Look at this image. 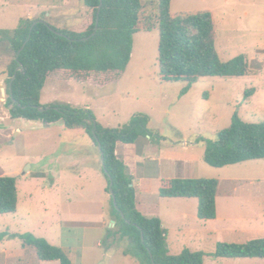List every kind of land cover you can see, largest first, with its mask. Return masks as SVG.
I'll use <instances>...</instances> for the list:
<instances>
[{"label":"rangeland","instance_id":"rangeland-1","mask_svg":"<svg viewBox=\"0 0 264 264\" xmlns=\"http://www.w3.org/2000/svg\"><path fill=\"white\" fill-rule=\"evenodd\" d=\"M151 7L143 18L155 22L157 12ZM199 12L213 15L221 61L245 56L249 75L203 78L187 93V83L161 82L156 29L134 36L132 63L118 81L95 86L53 79L41 95L44 106L60 102L88 108L99 124L112 129L123 128L137 116L148 117L153 138H141L145 142L135 144L140 152L148 140L160 148L180 150L190 144V153L200 158L195 168L184 172L167 164L162 174L217 180L220 216L214 221L199 220L197 199L190 204L159 196L157 202L151 201L148 208L164 219L171 255L185 249L213 254L218 243L264 239V160L222 169L204 162V141H216L235 117L251 124L264 122V0H172L174 17ZM85 15L80 0H0V30H15L35 19L74 29ZM10 61L0 50V73H5ZM6 79L0 75V176L17 179L19 204L16 214L0 216V250L18 253L24 245L19 235L32 234L61 247L73 264H140L126 255L127 240L112 234L111 198L91 137L62 123L13 120L6 106ZM233 182H238V191L227 202ZM29 249L35 261L36 251ZM39 261L36 258L35 264H60ZM204 264H264V260L206 257Z\"/></svg>","mask_w":264,"mask_h":264},{"label":"trees","instance_id":"trees-1","mask_svg":"<svg viewBox=\"0 0 264 264\" xmlns=\"http://www.w3.org/2000/svg\"><path fill=\"white\" fill-rule=\"evenodd\" d=\"M80 2L86 7V15L74 29H60L46 20L35 19L23 22L15 30H0V50L11 58L5 73H0L7 76L6 106L11 118L44 125L62 123L68 130H84L102 159L98 147L101 145L105 158L102 172L107 180L106 193L111 198V221L115 223L112 234L127 240L126 255L130 254L140 264H204L206 257L264 260V239L243 244L218 243L213 254L189 249L178 255L170 254L167 230L159 218H147L137 210L134 178L128 166L116 156L118 143L135 145L141 138H153L148 130V117L137 116L123 128L112 129L99 124L88 108L60 102L41 104V95L49 80L64 78V81L95 86L118 81L131 61L134 36L156 29L161 82L187 83L185 93L203 78L249 75L246 57L221 61L216 47V25L210 12L174 17L172 0L150 1V5L143 0ZM151 6L157 12L155 22L143 18ZM19 68L21 71L17 72ZM204 143V162L212 168L264 160V122L251 124L235 117L231 127L220 132L216 141ZM218 188L219 182L213 179H162L159 196L195 198L198 219L214 221L218 216ZM18 204L17 179L0 176V216L16 214ZM19 237L25 246L36 250L40 261L73 264L61 247L48 240L32 234Z\"/></svg>","mask_w":264,"mask_h":264},{"label":"crops","instance_id":"crops-1","mask_svg":"<svg viewBox=\"0 0 264 264\" xmlns=\"http://www.w3.org/2000/svg\"><path fill=\"white\" fill-rule=\"evenodd\" d=\"M137 35V34H136ZM132 54V59H133ZM132 59L131 62L132 63ZM128 70V69H127ZM110 128V127H108ZM147 141V140H146ZM149 143L145 145V150H139L138 144L134 145H126L123 143H118L116 148V156L118 159L123 161L128 167L129 172L133 176V186L136 190V203H137V210L143 214L147 218H159L162 221L163 227H165L164 219L161 214L157 212H153L150 208V202L157 200L159 196V188H160V182L162 179H204V178H197L195 176H178V175H170V176H163L162 172H164L165 169H168L165 165H169L173 167L172 169L182 167L184 169V172L187 170L192 171L195 166L200 162V158L195 156L194 154L190 153L189 150V143H185L183 146L185 147L184 150L180 149H174L170 147H161L158 145H153L151 140H148ZM145 142V140L139 141ZM177 147V146H174ZM180 148V147H177ZM100 156V155H99ZM226 168V167H225ZM234 188H233V194L229 195L228 198H226L227 202L233 201V196L238 191V182H233ZM57 192L58 190L55 189ZM160 197V196H159ZM169 199V198H165ZM195 198H172L170 200H174V202H188L190 204V200H193ZM140 201H142V204H140ZM184 204V203H180ZM220 208V198L219 195L217 196V211L218 216L217 219L220 216L219 212ZM197 209H198V203H197ZM156 213V214H153ZM167 230V229H166ZM168 232V230H167ZM1 247V246H0ZM29 246L23 245L21 251H18V253L12 252L10 249L3 248L0 250V264H35L37 254L35 261L32 260L31 255L33 256V252L31 249H29ZM34 249V248H33ZM36 251V250H35ZM31 255H28V254ZM31 260L29 262L28 260ZM39 261V259L37 258ZM42 263V261H39ZM44 263V262H43Z\"/></svg>","mask_w":264,"mask_h":264},{"label":"water","instance_id":"water-1","mask_svg":"<svg viewBox=\"0 0 264 264\" xmlns=\"http://www.w3.org/2000/svg\"><path fill=\"white\" fill-rule=\"evenodd\" d=\"M101 8H102V4H101V6H100V8H99V12H98V16H97V23H96V28H95V30L97 31V29H98V25H99V14H100V11H101ZM23 49V48H22ZM21 71V68H19L18 70H17V72H20ZM16 78V75L14 76V79ZM3 92H4V89H3ZM40 111L41 112H43L44 110L43 109H40ZM99 150H100V152H101V156H102V167L104 168L105 167V158H104V154H103V152H102V147H101V145L99 144ZM113 185V183L111 184V186ZM112 195H113V199H114V203H115V205H116V198H115V195H114V193H113V191H112ZM115 225V223L112 221V226H114Z\"/></svg>","mask_w":264,"mask_h":264}]
</instances>
